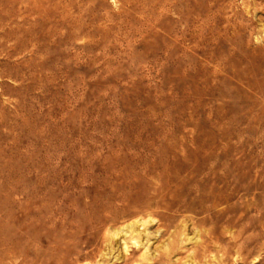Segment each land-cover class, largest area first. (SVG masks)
Masks as SVG:
<instances>
[{
  "label": "rangeland",
  "instance_id": "obj_1",
  "mask_svg": "<svg viewBox=\"0 0 264 264\" xmlns=\"http://www.w3.org/2000/svg\"><path fill=\"white\" fill-rule=\"evenodd\" d=\"M257 1L0 0V212L29 222L26 264H264V85L216 72L220 58L178 54L168 37L236 14L264 30ZM55 2L71 5L65 22ZM42 7L47 18L33 12ZM175 154L187 164L213 154L211 178L183 189V211L94 227L121 173L141 179L149 160Z\"/></svg>",
  "mask_w": 264,
  "mask_h": 264
},
{
  "label": "bare ground",
  "instance_id": "obj_2",
  "mask_svg": "<svg viewBox=\"0 0 264 264\" xmlns=\"http://www.w3.org/2000/svg\"><path fill=\"white\" fill-rule=\"evenodd\" d=\"M22 1L23 0H21L20 4L24 5V4H22ZM256 3H257V5H254L255 11H259V13H264V5L258 4V3H261L258 1ZM53 4L54 5H52V6H54L53 7L54 12H56L59 15V17H61L60 19H62V21L64 20L63 22H65V20L67 19L66 11H68L67 9H71V5L70 4L64 5L61 2L60 3L55 2ZM249 6H250V2H249ZM47 11H48L47 7H42V8H35V10L33 12L36 13V15L38 14L39 17L47 18V14H48ZM253 11H254V9H253ZM0 12L3 13V11H0ZM2 13H0V15ZM240 15L236 14V16L234 15V16L222 17L221 21L223 22V24L222 25L220 24L218 26L211 24L212 22L211 23L205 22L204 25H201V26H198V28H195L193 32L191 30H189V28H181V27L178 30H170V31H168V37L170 39V47L176 46V52L178 54H181L184 56H186L189 53H195V54H198V55L205 57V58H208V59L220 58L221 62L217 63V66H216L217 71L216 72L224 73L225 71H227L225 68H232V69H228V70H230L232 73H234V75H237V77L241 80L240 83H242L243 86L245 85V87L253 88V91L259 92V91H261L262 86L264 85L263 84L264 79L263 78H262V80L259 79L256 82L253 80L254 77H256L257 75L262 74V73H260V70L258 69V67L257 68L255 67L256 62L254 63V60L257 59V61H258V59H259V62H261L262 59L264 60V43H263L264 37L262 39L263 41H261V39H259V37H257L258 41L256 42L255 39H253V38L251 39V36L254 37L256 34L259 35L264 30H263V28L262 29L258 28L259 26L257 25V19L256 20L254 19L255 17L244 19V20H246V22H243L237 18V16L239 17ZM18 18L20 19V18H22V16L19 15ZM0 19H3V18H0ZM179 19H180V17H179ZM4 23L2 22V24H4ZM0 24H1V22H0ZM2 24L0 25V28L1 27L3 28ZM2 32H3V30H2ZM166 54H168V53H166ZM262 62H264V61H262ZM224 64H230V66L228 67V65L225 66ZM239 65L244 66V68L247 71V75L245 73H243L242 75H239V74H241L240 71H238V69H237L239 67ZM175 155H174V157L169 158L165 161H161L159 163L152 162V161L150 162V160L148 158L149 162H147L146 166H144L146 169L141 173L142 175H138L141 177V179H136L135 177L133 178L132 177L133 175L131 176V175L127 174L128 172L124 173L123 169L120 170L121 169L120 167H119L120 169L118 168L119 170L116 168L119 172L120 171L123 172L121 174H122V177L124 179V183L122 180H120V181H122L121 183H123L122 185H119V186L115 185L116 187H112V189L110 187L109 191L107 190V191L102 192V195L100 197L104 196L103 197L104 199L103 200H102V198L100 199L101 201L98 202V208L100 207V209H99L100 211H101V209L106 210L107 212H109V214L105 215L104 217H100V218L95 219L93 221L94 227L99 228L102 225H104L105 222H107V221H116L122 216V214H126V216H128L130 218L131 217H139V216H142L144 214H147V215H150L151 216L150 218L153 219L152 216L155 214V212H157V209L158 210L164 209V210L172 211L176 207L175 210L183 211L182 210V207L184 206L183 202H182L183 195H184L183 189H185L186 185L190 184V183L195 184L197 187V186L201 185L205 179L207 180V179L211 178V176H212L211 173L213 171V165L210 164L211 163L210 160H212L213 154H206L201 160H199L197 162L190 163V164L183 162V159H180L181 157L179 158V156H177V155L175 156ZM140 159H139V162H140ZM142 160H143V158H142ZM146 160H147V158H146ZM137 161L138 160H136V158H135V162L133 161V164L131 163L132 164L130 167L131 170L136 171L139 168V166L141 167V165H139V163H137ZM142 162H146V161H142ZM121 165L122 164H120V166ZM126 165H127V163H126ZM112 166H114V164ZM129 166H130V164H129ZM116 167H118V166H116ZM123 167H125V166H123ZM113 168H115V166ZM113 168H111V169H113ZM142 169H143V167H142ZM224 170H227V169H224ZM124 171L126 172V170H124ZM221 171H223V170H221ZM111 172L113 173V171H111ZM114 172H115V170H114ZM136 175H137V171H136ZM227 175H228V173H227ZM109 176L108 177L112 178V179H114L116 177V175H113V174L109 175ZM108 177L106 179H108ZM113 181H110L109 184L114 183ZM117 182H118V180H117ZM228 182H229V180H228ZM107 183H108V181H107ZM140 184H141V186H140ZM112 186H113V184H112ZM172 186H175V189H172L171 188ZM186 192L196 194V196H199L202 199L206 197L205 195H203V193L199 192V189L197 191H193L190 189V190H187ZM169 197H170V200L167 201V198H169ZM223 199H226V198L223 197ZM228 199H230V198H228ZM185 200H186V198H185ZM219 202H221V201H219ZM217 203H218V200L214 201V204H212L210 206L206 205L204 207H201V213L200 214L209 213L211 210H213L212 207H214V206H215V208L217 207ZM41 204H42V202H41ZM56 204H59V203H56ZM184 204H185V202H184ZM177 206H178V208H177ZM188 206H187V208H188ZM3 212H4V210H3ZM3 212L2 211L0 212V264H26V261H28L27 258H29L27 255H30V254H28L29 253L28 250L33 249L31 247L29 249L25 248L26 244L36 242L35 237L28 236L27 233L24 232V227L29 222L27 223L26 221H24L22 219L19 220V219L15 218L14 216L12 217V215H10V213L9 214H3ZM168 213H169V215H172L171 212H168ZM53 214H55V213H53ZM166 214H167V212H166ZM43 215H44V213H43ZM175 216H176V214H175ZM26 217H24L25 220H26ZM200 218H199V220H200ZM61 219H63V218H61ZM206 220H207L206 216H204L203 219L201 218V221H203V222H205ZM138 221H140V223L145 222V220H143V221L138 220ZM75 222H77V221H75ZM203 222H201V223H203ZM79 225L81 226L82 224H79ZM163 225H164V223H163ZM59 226H60V224H59ZM67 227H68V225H67ZM88 227H89V225H88ZM73 228H74V226H73ZM136 229H138V228H136L134 225H132V223H131V225L128 226V231L131 234H134L136 232ZM63 230H65V229H63ZM63 230H62V232H63ZM68 232H70V231H68ZM52 234H53V232H52ZM52 234H51V236H52ZM68 234L69 233H67V235ZM93 234H95V233H93ZM216 237L218 238V236H216ZM130 240H131V237H130ZM201 240H202V237H201ZM204 240H205V238H204ZM37 241H39L38 238H37ZM62 242H63V240H62ZM80 243H82V242H80ZM197 244H200V243H198V241H197ZM200 245H202V244H200ZM77 246H78V244H77ZM208 246H209V244L207 245V247ZM37 247H36V249H37ZM203 248H204V246H203ZM211 249H212V247H211ZM201 250H203V249H201ZM193 253H194V249H193ZM224 254H226V253L224 252ZM63 255H64V253H63ZM198 255L201 256L200 254H198ZM76 256H77V253H76ZM195 256H196V254H195ZM165 257H167V256H165ZM62 258H63V262H64V257H62Z\"/></svg>",
  "mask_w": 264,
  "mask_h": 264
}]
</instances>
